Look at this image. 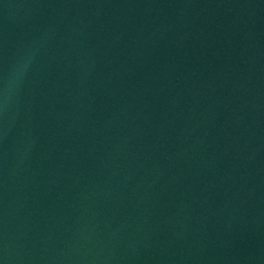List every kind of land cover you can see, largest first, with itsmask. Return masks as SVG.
Masks as SVG:
<instances>
[{"label":"water","instance_id":"1","mask_svg":"<svg viewBox=\"0 0 264 264\" xmlns=\"http://www.w3.org/2000/svg\"><path fill=\"white\" fill-rule=\"evenodd\" d=\"M0 264H264V0H0Z\"/></svg>","mask_w":264,"mask_h":264}]
</instances>
